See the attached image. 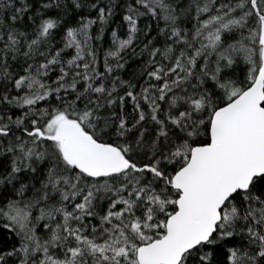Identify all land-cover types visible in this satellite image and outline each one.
<instances>
[{
    "label": "snow or ice",
    "instance_id": "6c2138e0",
    "mask_svg": "<svg viewBox=\"0 0 264 264\" xmlns=\"http://www.w3.org/2000/svg\"><path fill=\"white\" fill-rule=\"evenodd\" d=\"M0 264H264V0H0Z\"/></svg>",
    "mask_w": 264,
    "mask_h": 264
},
{
    "label": "trees",
    "instance_id": "16d2710c",
    "mask_svg": "<svg viewBox=\"0 0 264 264\" xmlns=\"http://www.w3.org/2000/svg\"><path fill=\"white\" fill-rule=\"evenodd\" d=\"M110 34L109 35H106V38H105V42H104V47L105 49L107 48L108 46V43L110 42ZM101 60H102V54H101Z\"/></svg>",
    "mask_w": 264,
    "mask_h": 264
}]
</instances>
